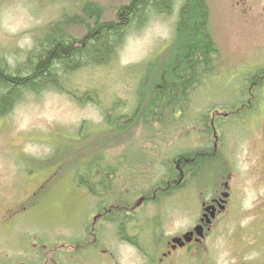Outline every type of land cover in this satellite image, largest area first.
Listing matches in <instances>:
<instances>
[{"label":"rangeland","instance_id":"374dc122","mask_svg":"<svg viewBox=\"0 0 264 264\" xmlns=\"http://www.w3.org/2000/svg\"><path fill=\"white\" fill-rule=\"evenodd\" d=\"M85 1L0 0V59L3 58L11 67L25 61L37 42L36 36H41L47 24L64 13L80 12ZM93 1L102 7L105 20H114L118 8L129 2ZM207 1L218 60L215 75L201 84L192 100L194 109L202 114L191 115L196 112L193 109L187 116V119L201 116L200 123H203V114L207 116L210 113V119L212 108L217 107L213 104L222 100H229L228 105L235 102L236 94L232 90H236L238 95L240 92L244 94V91L247 93L246 88L253 80V74L244 75L264 62V0ZM183 2L176 0L172 12L156 13L143 27L130 31L117 46L116 59L106 65H95L90 61L78 70L66 73L62 89L51 86L37 92L23 91L11 107L0 112V215L7 205L23 200L43 175L51 173V176H56L54 186L46 189L45 193L42 191L44 194L39 196L40 203L36 209L42 212L41 217L50 218V224L55 222L52 226L54 230L65 229L72 234L76 228L74 225L87 214L86 210L77 208L81 207L84 199L76 193L71 182V176L77 172L81 161L98 156L106 167L115 158L124 159V162L154 161L163 158L172 144L174 148H180L184 133L200 127L180 129L176 124V139L170 124H165L162 119L155 122L158 120L156 116L147 114L153 109L147 108V95L141 92L139 96L140 91L145 92L144 85L149 80L141 82L144 74H148L144 66L148 60L153 61L150 69L157 75L161 74L166 63L176 60L177 54H174L173 48L170 49V45ZM70 31L79 38L85 32L78 26ZM160 60L163 63L159 64ZM160 66L162 68L158 70ZM262 69L259 68L258 73H262ZM154 74L151 77L150 73L151 79ZM138 81L141 83L137 84ZM154 82L156 78L151 84ZM72 91L82 96L83 100L74 96ZM260 94L263 93L260 91ZM139 97L142 102H138ZM261 118L260 112L255 118L249 116L243 123L237 120L227 125L239 126L228 136L230 141L232 137V146L238 144L231 154L236 156L240 171L248 169L246 160L257 150L258 140L256 144L255 140ZM117 119L124 126L112 136L111 128L119 123ZM156 128L161 130L162 135L155 132ZM184 141L198 147L197 136H189ZM210 158L212 164L206 162ZM205 162L206 167L198 172V176L212 174L208 183L215 187L219 181L217 175H222L221 166L214 167L218 158L207 155L203 157L202 164ZM55 170L56 174H52ZM182 189L162 199L164 212L171 214L167 224L170 229H180L189 224L191 217L188 212L197 208L195 199L187 193L189 190ZM70 201L74 202V206L67 211L64 206ZM62 216L71 218L69 222L72 226L71 223L63 225L64 221L54 220ZM22 223L23 220H19L17 227L0 228L2 248L7 241L24 234V227L27 226H22ZM226 247L225 242L221 243V248Z\"/></svg>","mask_w":264,"mask_h":264},{"label":"flooded vegetation","instance_id":"af4514ba","mask_svg":"<svg viewBox=\"0 0 264 264\" xmlns=\"http://www.w3.org/2000/svg\"><path fill=\"white\" fill-rule=\"evenodd\" d=\"M262 83L264 76L262 80H251L246 88L248 93L236 97L237 102H242L239 106L228 105L227 101L222 115H210L213 136H198L197 140L214 139L213 151L202 152L199 159L194 152L188 159L172 161V176L164 173V167L169 165L164 159L130 160L121 162L123 169L114 164L107 170L99 160L90 169L81 164V171L72 175L71 181L84 199L77 208L87 214L74 225L73 232L69 228L72 234L65 229L54 230L55 222L50 224V218L41 217L42 212L36 209L40 189L44 188L45 193L52 185L53 176H44L22 201L7 205L1 213L0 228L17 227L19 220L27 228L24 227L26 235L4 240L0 264H264ZM260 112L257 150L246 160L248 169L240 171L236 156L231 154L238 144L232 146V137L230 141L228 136L239 126L227 125L237 120L243 123ZM220 116L225 118V126L217 127L216 119ZM208 130L204 128L203 133ZM206 155L218 158L214 167L221 166L222 175H217L215 187L208 183L212 174L198 176L206 162L212 164L211 158L202 164ZM181 188L189 190L187 193L195 199L197 208L188 212L189 224L170 229L167 224L171 214L164 212L162 199ZM73 206L70 201L64 209L69 211ZM54 220L64 221L63 225L71 223V218L64 216ZM223 242L227 246L224 249Z\"/></svg>","mask_w":264,"mask_h":264},{"label":"trees","instance_id":"16d2710c","mask_svg":"<svg viewBox=\"0 0 264 264\" xmlns=\"http://www.w3.org/2000/svg\"><path fill=\"white\" fill-rule=\"evenodd\" d=\"M128 1L118 8L114 20H105L102 7L93 0H86L81 4L80 12L64 13L59 19L47 24L41 36H36L37 42L34 48L29 51L25 61L11 67L1 58L0 112L11 107L13 102L21 97L23 91L37 92L51 86L62 89V85H64L62 80L67 75L66 73L76 71L90 61L95 65H106L112 59H116L117 46L130 31L143 27L156 13L172 12L176 0ZM77 26L82 27L85 31L80 38L70 31L71 28ZM173 39L170 49L173 48L174 54H177L176 60L166 63L165 68L158 75L150 69L153 66L151 65L153 61L148 60L144 65L148 74H144L141 82L147 78L149 80L144 85L145 92L140 91L139 96H141V92L147 95L149 103L147 108H153L148 110L147 114L155 115L158 119L155 122L162 119L165 124H170L171 127H174L177 122L180 128L197 124L200 128H209L203 135L213 136L211 120L208 116L202 115L205 117L203 119L205 123H200L201 116L187 119L189 112L196 108L193 106L192 100L197 89L206 79L215 75L214 71L218 60L216 58L218 48L212 34L210 6L207 0H184L179 10ZM161 63L163 62L160 60L159 64ZM161 68L162 66L158 67V70ZM150 73L151 77L154 74L152 79L149 76ZM155 78L156 82L151 84ZM141 82L138 81L137 84ZM72 94L83 100V97L79 96L77 92L72 91ZM138 99V102H142L140 97ZM237 101L230 105L239 106L242 103ZM197 112L198 115L202 114L200 110H197L191 115H196ZM120 119L119 121L117 119L119 123L116 126H112L115 129L111 128L112 136L123 129L124 125ZM218 127H221V123ZM210 140V142L202 140L198 150L206 153L212 152L213 139ZM192 151L189 144L182 141L180 148H174L173 144L170 149L167 148L163 159L174 161L185 158ZM93 160L100 159L97 156ZM112 162L121 169L124 168V164L121 163L124 162V159L115 158ZM93 163L88 165L89 169L96 166ZM164 173L172 176L175 173L172 171V165L166 167Z\"/></svg>","mask_w":264,"mask_h":264}]
</instances>
